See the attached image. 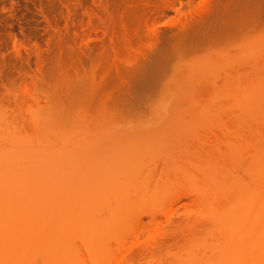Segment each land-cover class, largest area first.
Segmentation results:
<instances>
[{
	"label": "rangeland",
	"instance_id": "rangeland-1",
	"mask_svg": "<svg viewBox=\"0 0 264 264\" xmlns=\"http://www.w3.org/2000/svg\"><path fill=\"white\" fill-rule=\"evenodd\" d=\"M166 1L168 2V0H0V159L4 155L8 158L6 155L10 149V153L13 151L14 154L15 152L14 158L15 155L20 157L19 160L17 157L15 158L11 167L19 170L33 168L34 171H37L43 164L44 169L51 170L49 166L52 168L54 166V156L56 155L53 153L55 150L50 162L44 160L42 156L38 157L43 150L35 152L38 141L47 138L46 140L50 139L52 144L47 145L49 143L47 141L48 143L45 144L47 150L45 151L49 152L51 149L59 148L61 152L59 155H61L62 148H66L71 158L66 152L63 153L65 156H58L66 157L65 160L70 159L69 161L76 168L77 165L80 167L79 164L82 163L81 166H84L82 169H85V172H90L89 169L97 168V166L108 170L110 165H114V172L119 173L118 176L115 178L113 176V179L103 182H111L110 186L115 190L118 189L117 194L107 196L108 193L106 195L102 193V196H99L100 198L105 196V199L108 198L109 202L117 207V219L112 225H119L118 222L122 220L125 222L123 224L125 228H129L128 224L133 225L132 222L138 218L144 223V225L141 222L139 224V227L142 225L144 230L142 232L140 230L142 234L139 232L138 237L134 233L132 234L135 236L127 233L124 239L119 238L123 239L120 247H117V235L120 231H124L122 224H120L121 228L115 225L117 230L112 227L110 228L112 230L106 233L105 239L109 241L110 249L111 246L122 248L125 244L127 251H130L127 253L123 248L128 255L130 254L129 261L126 260L128 255L126 256L125 260L128 263L125 264H187L197 257L198 259L200 257L212 258L213 247L224 242L228 245V254L232 255L236 250V245L241 242V237L246 236L249 231L245 225L243 227L242 219L237 216L235 211L237 209L232 202L234 199L231 201L233 209L226 206L218 208L219 201L225 195L220 200L214 201L213 204L218 209L212 210L211 205L209 206L212 196L215 195L214 189L218 182L212 184H216L214 188H208L207 192L211 197L210 202L207 200L208 204L206 201L201 203L196 201V194L200 192L196 187H203L204 184H201L200 179L193 176L197 175L195 173H198L196 172L198 167L199 169L204 168L201 166L204 165V162L198 166L200 160L199 162L193 161L198 164L196 168H192L191 156H186L189 158L188 162L186 160L181 162L189 163V167L187 164V166L185 164L183 166L195 171V173L192 171L193 176L188 174V178L193 182L190 186L196 191L194 190L195 193L191 192L188 197L177 201L167 213L177 221H186L187 218L194 219L195 223L192 225L194 231L192 230L193 233L189 235L190 231L187 234L184 229V234H181L182 236L180 235L178 239L167 238L165 242L163 241L162 248L145 251L148 245L151 246L157 241L156 239L163 238L162 234L165 231L163 229L171 231L175 226L171 224L172 222L167 224L166 216L163 215L159 218L160 222L164 221L165 224L161 223L164 228L156 223L152 227L153 223L149 224L150 222H148L150 216L140 215V213L143 210H151V206L157 207V205L163 204L170 195L176 194L178 189H184L183 186L180 187L182 182L175 188L178 184L176 182L179 174L174 173L181 169L185 170L182 163L176 162V156L185 151L189 152L187 149H194L202 138L208 136L214 138L215 133H219L221 136L228 133V137L237 136L236 134L244 132L245 129L242 127L251 122H256V125L261 121L260 118L258 119L261 115L255 114L258 117L253 119L254 114L250 113L249 115L252 116L249 117L247 113V117H244L238 109L239 107L236 108L240 105L237 103L245 102L242 97L245 92L239 94L240 97H236V92H238L236 91L234 96L236 99L226 97L230 93L229 90V92L225 90L224 93L222 92L223 89L229 87L227 84L229 80L224 79L228 78V74L232 75L236 71L238 73L240 71L249 72L253 70L251 65H260L262 61L264 62V49L261 50L264 45V16L260 9L261 0H213L211 11L201 19L191 23L188 21V26L185 25L187 19L195 16L208 0H180L181 4L177 3L174 7L167 6L169 3L167 4ZM247 5H254V7L245 10L244 6ZM13 36L19 40V44H14ZM39 67L42 69L41 79L38 78L41 75L38 72ZM232 71L234 72L232 73ZM261 80L263 79H260L257 84H260ZM224 82L226 85H223ZM202 85L204 89L201 88ZM240 85L242 88L244 86L246 90L245 81ZM219 86L221 88L225 86L221 92H219ZM194 90L199 92L194 95ZM199 93H203L200 94L202 95L201 101L207 98L202 105L201 101V103L199 101L196 103V98L200 100L199 96L197 97ZM235 103L237 105L234 108ZM234 116H238L236 119L239 123L241 121L240 125L236 124V127L242 126L241 130L233 126V124L235 125L233 123ZM55 120L57 125L54 124V127H62L65 132L69 131V134L63 131L62 134H58V131L53 129ZM39 121L44 124L38 123ZM40 125H44L42 129L39 127ZM54 131L57 132V137H55ZM65 134L70 137L66 139ZM23 135L30 137H25L28 139L24 140L26 144L20 140ZM59 135L65 139H59ZM231 137L229 139H236ZM229 139L228 143L225 142L228 147L229 143H233ZM192 146L194 147L192 148ZM208 146L210 145L208 144ZM208 146L206 145L207 148ZM212 146L214 144L208 149L213 150ZM231 146L232 149L233 146L235 147L233 151L236 154L238 145L235 146L234 142V145ZM240 146L242 147L243 144L241 143ZM224 147L226 146L223 145L222 148ZM230 149L226 152L230 153L232 151ZM243 149H245L244 146ZM240 151L237 155H233L240 156ZM250 151L245 149L241 152L242 155L244 153L247 154L246 156L248 154L251 156L252 151ZM48 152H45L46 154L43 152V154L47 156ZM35 153L38 154V159L33 161ZM229 153H227V158L234 157ZM239 153L240 155H238ZM25 155L33 156V159ZM58 156L57 158H59ZM246 156H241L242 159L240 157L235 159V161L242 160L238 161L240 165L233 162L240 169L239 172H242L240 174L243 180L244 177L251 178L248 170L244 171L247 167L249 169L250 163V156L247 157L248 159L246 158L247 162L243 163L245 160L243 158ZM25 157L31 158V160L26 161L23 159ZM11 160L14 161L13 158ZM16 160L18 161L16 162ZM52 161L54 163H51ZM84 161L89 164L88 169V165L84 164ZM9 163L11 164L10 161ZM246 163L247 167L244 166ZM45 164H48V168L44 166ZM62 164L64 165L63 162ZM62 164H58V166L61 167ZM0 165L4 168L10 166L7 165V162L4 165L2 162ZM67 166L70 168L69 164ZM231 166L232 168H229ZM231 166L229 165L227 170H233V165L231 164ZM174 167L178 170L173 171ZM95 168L92 171H95ZM241 168L244 172L241 171ZM64 169L67 171V168ZM74 169L73 171L78 168ZM161 169L164 173L168 171L165 174L170 178H167L168 182H166L168 176L163 177L164 173L162 176ZM221 169L223 171V168ZM235 169L238 172L237 168ZM213 170L215 171V169ZM213 170H210L208 176L211 183L213 178H217L214 176L217 173ZM236 171L234 173L237 175L231 171L226 172L229 176H223L224 178H231V176L238 178L237 176L240 174ZM80 172H77L75 177L73 176L74 172L70 171L72 175L66 174L67 178L70 176L69 179H61L58 174L59 177L57 176L56 180L61 182L62 186L64 184L67 187L71 185L69 184L71 182L72 187L81 182L88 184L84 188L88 189L92 180L90 178L92 177L94 180L93 174L90 173L91 177L89 175L84 177V171L80 170ZM48 173L46 172V175ZM182 174L180 176H185L186 170ZM212 176L214 177L212 178ZM185 177L184 179H186ZM46 178L45 182L48 179ZM76 178H78L77 183L74 182ZM42 180L44 182V175ZM180 181L181 178L178 182L180 183ZM226 181L225 184L228 183ZM83 184L82 186H84ZM100 185L105 187V185ZM218 185L220 184L218 183ZM97 186L99 185L97 184ZM190 186L188 188H191ZM78 188L81 190L82 187L78 186L77 189L72 190L75 192ZM204 188L200 189L204 190ZM79 190L78 194L81 192ZM92 192L94 190L88 192L89 195ZM144 192L148 196L150 195L149 197L146 195L148 200L136 195L137 199L134 196L135 200L130 201L127 205V196H132L135 193L140 195ZM61 194H63L62 191H60ZM208 194L205 192L204 197ZM60 195L58 196L61 200ZM76 195L74 193V196L68 195V197L72 199ZM85 198L84 195L82 200ZM220 203L222 204V200ZM153 204L155 205L153 206ZM247 204L245 202V206L241 205L243 207L238 209L250 210L251 204L249 207ZM93 212L94 218L97 212ZM98 215L100 216L99 213ZM228 216L232 218L228 219ZM149 225L152 227V230L149 229L150 234L147 232L148 228H151ZM157 225L161 228H158ZM234 225L235 232L231 233ZM188 227L190 228V226ZM188 227L187 230H189ZM95 228H92L91 234L88 233L87 228L85 233L71 234L70 247L72 245L76 249L79 248V253H83L88 258L84 240L88 236L93 239V233L98 232ZM130 228L132 229V227ZM146 228L147 231H145ZM217 231H219L218 234ZM245 231H247L246 235ZM158 234H161L160 237ZM101 236L104 237V235ZM88 242L86 241V245ZM104 244L106 243L104 242ZM225 244H223L224 247H227ZM131 248L132 250H130ZM74 249L70 250L74 251ZM124 252L120 254L121 257L122 254L126 255ZM123 261L121 259L120 262L124 264ZM232 261L219 260L216 264H228V262L232 264Z\"/></svg>",
	"mask_w": 264,
	"mask_h": 264
},
{
	"label": "bare ground",
	"instance_id": "bare-ground-1",
	"mask_svg": "<svg viewBox=\"0 0 264 264\" xmlns=\"http://www.w3.org/2000/svg\"><path fill=\"white\" fill-rule=\"evenodd\" d=\"M177 3L180 5L181 4L180 0H168L167 6L174 7ZM213 4H214L213 0H208L202 6V8L199 10V12L195 16L190 17L191 21H190V18H188L189 20L187 19L185 25L188 26L187 25L188 21L191 23V22H194L198 19L203 18L205 15H207L211 11ZM13 41H14V44L20 43L19 40L15 36H13ZM85 47H86V45H85ZM263 49H264V45L261 48V50H263ZM263 53H264V50H263ZM261 63L263 64L264 62L262 61ZM262 64H260V65L258 64V65H254V66L251 65L252 68L251 67L250 68L253 70L249 71V72H247V71L241 72L240 71L238 73V71H236V73H234L232 75L226 73L229 76L226 75V76H228V78L225 77L224 79L229 80V81H227V84L229 87L226 86V87H228V88H226L227 89L226 90V89H223L225 86L224 87L222 86V88H221V86H219V92H221L222 89H223L222 92L224 90L225 91L229 90L230 93H228V94L229 95L231 94L232 96L230 97L228 95L226 97H229L232 99H236L234 97L236 93H237L236 97H238L239 94H241V93L243 94V92H245L246 94L244 93L243 94L244 96L241 95L245 102H243V103L241 102L242 104L237 103V104H240L237 107H236L237 104L235 103V105L233 107L234 108L239 107L238 109H240V111L243 113L244 117H247L246 116L247 113H248L249 117H251L254 114L253 119H256L259 115H261V117L260 116L258 117V119L260 118L261 121L259 123H257L258 125L257 124L255 125L256 122H253V123L251 122V123L246 125L247 127L241 126L243 129H245L242 134L238 133V134H236L237 136H232V137L229 136L231 138H236V139H229L228 133L222 134L223 136L219 135V133L218 134L215 133L216 135L214 136V138L212 136H211V138H210V136L205 137L204 139L202 138V140L200 142H198L199 144L197 143L195 145L196 148L194 146H192V148L194 147V149H191V148H190L191 150L187 149V151H189V152L185 151L186 153L184 152V153L178 154L176 156L177 157V161H176L177 163L178 162L182 163L185 160H186V162H188L189 158L186 156H189V157L191 156L190 161H192V162L196 161V160L199 162V160H200L198 166H200L201 162L202 163L204 162L203 163L204 165H201L204 168L199 169V167H198V170L196 171L198 173H195L194 170H191L188 168L190 166L189 163L184 162L181 165L182 166H183V164L188 165V167H186L187 165L183 166V168H185L186 173H187V174H185V176L186 175L187 176L182 177V176H180V174H182V172H185V170L181 169V171H180V170H178V168L174 167L175 170H173V171H176V169L178 170V172L176 171L174 174L178 173L179 175L178 174L177 175L179 177H177V178L179 180L181 178L180 183L178 182L179 180L177 179L176 184L177 183L178 184L175 186V188L178 187L179 184H181V182H182L180 187L183 186L182 188H184L185 190L184 189L181 190V188L179 187L180 189H178V192L176 194H172V195L169 194L170 196L168 195L169 198L166 202H164L161 205H157V207L154 206L155 204H153L154 207L151 206V208H152L151 210H143L140 213V215L147 214L150 216L149 217L150 220L148 222H150L149 224L153 223L152 227H153V225H155L154 223L160 224L162 226L161 223H164V221L160 222L161 221L160 218L163 215L166 216L167 224H169L168 222H170V223L172 222L171 224H173V226L175 225L173 227V229H171L172 232L168 229H163L165 231L167 230L168 232L170 231L171 233L170 232L166 233L165 231H163L164 232L163 233L164 235H163L161 232L162 237H163V238H161L162 242H160L161 239H159V238L156 239L157 241H155V242L153 241L154 244L152 243L151 246L148 245L149 247L147 246L145 251L153 250V249H157V248L158 249L162 248V245H163L162 243H163V241L165 242V240H167V238L168 239H171V238L178 239L181 234L182 235L184 234V229H185V232L187 231L186 232L187 234H188V231H190L189 235L192 234L193 233L192 230L194 231V228L192 229V225L195 223L194 219L192 220V219L187 218L186 221H182V220L177 221V220L171 218L167 212H168L169 208H171L172 205L177 203V201L181 200V198H183V197H188L189 195H191V192H194V190L196 191V189H197V191L198 190L200 191V192L198 191L199 193L196 194V198H195L196 201H198L199 203L206 201V204H208L210 202L209 200H211V197L207 191H209V189L211 187L212 188L215 187L216 184L215 185H212V184H214L215 182L216 183L218 182L222 186L218 185V183H217V186L214 189L215 195L212 196V200H211L209 206L211 205L212 210L213 209L216 210L219 207H225V206L232 208V205H233L232 202H234V206L237 209L235 211L237 212V216L242 219L241 223H242L243 227L246 226V228L249 229L248 234L246 235L247 231H245L244 234L246 236L243 235L245 238L243 236L241 237L242 238L240 240L241 242H239V244L236 245V250L232 253V255L228 254V252H227L228 251L227 250L228 245L225 244V242H224L223 244H225V246H227V247H224L223 244H221V245L219 244L220 246L217 244L218 246L216 245L213 247V249H212L213 257L212 258L203 257L204 258L203 259L202 257H200L201 259L200 258L198 259V257H197V258H193L192 260H190V262L187 264H216L219 260H228V261L233 260L232 264H264V64H263V66H261ZM255 66L258 68H256ZM235 70H238V69H235ZM222 71H223V73L225 72L224 69ZM38 72L41 74L40 76H38V78L41 79L42 78L41 77L42 76V69L40 67L38 68ZM233 72L234 71H232V73ZM240 79H244L242 82L245 81V84H247L246 90H245L244 86H243V88L241 87L240 83H242V82L239 81ZM260 79H263V80H261L262 82H260V84H257ZM222 81H224V80H222ZM229 83H231V85H229ZM223 85H226V83ZM202 87H203V85L201 86V88ZM201 88H199V89H201ZM197 89H195V90H197ZM203 89H204V87H203ZM195 90H194V95L199 92V91L196 92ZM242 90H245V91H242ZM200 91H202V90H200ZM236 91H238V92H236ZM203 93H199V95H197V97L199 96L200 100H198L195 97L197 100L196 103H198V101L199 102L201 101L200 97L202 95H200V94H203ZM224 96H225V94H224ZM204 97L206 98V96H204ZM206 99H202V101H201L202 103L200 102L201 105L203 104V101L205 103ZM243 104H244V106H243ZM230 112L232 113L233 111H230ZM250 113L252 114L251 116L249 115ZM255 114L258 116L256 117ZM235 115H237V114H235ZM238 116H239V114H238ZM238 116H236V117L234 116L235 118L233 117V119H234L233 123H235V125L233 123L232 124L234 127H236V124L240 125V123H241V121L239 123L238 120L236 119ZM254 116H255V118H254ZM239 117H242V115H240ZM242 118L241 119L239 118V119L242 120ZM57 121H58V119H57ZM57 121L56 120L54 121L53 129L55 131L57 130L58 134H62V131L64 133L68 132V134H69V131L65 132L64 129L60 126H59L60 128L54 127V124L57 125ZM255 121H257V120H255ZM236 122H238V123H236ZM38 123L44 124V123H42V121H39ZM252 124H254V125H252ZM248 125H249V127H248ZM42 126H44V125H40L39 127L42 129ZM233 126H228V127H233ZM241 127L237 126L236 128H240V130H241ZM247 128H249V129H247ZM227 129H229V128H227ZM233 130H235V129H233ZM55 131H54V135H55V137H57L56 136L57 132L55 133ZM67 135H66V139H68L70 137V135H68V136ZM25 137L30 138L28 135L27 136L23 135L20 140L21 141H24V140L27 141L28 139ZM58 138L60 139L61 136L59 135ZM46 139L47 138H43V139H40L38 141V143H37L38 147L35 149V152H41L42 150L44 153L48 152V151H45V150H47L46 146L51 145L52 141L50 143V139H49V141ZM63 139H65V138H63ZM228 139L230 141L232 140L233 143L232 142L231 143L233 145H234V142H235V146L238 145V146H236L238 149V152L240 151V149L242 152L245 149L252 151L251 156L248 154V156H250V158H249L250 159L249 169L247 167V163H246V165L244 164V166L247 167L246 169H244L243 164L241 165V166H243L242 168L244 169V171L248 170V173L251 174V178H250L251 180L249 178H246V177H244L245 179L243 180V177L241 176L242 172H239L240 169L237 166V165H240L238 161H240L242 159V157L246 156L247 154H244L245 153V151H244V153L242 155V152L240 151L241 155H240V153L238 154L240 156H237V157L234 156L233 154H235V153H234L233 149L235 147L233 146V149H232V146H231L232 144H230V143H229V147L231 146L233 153L230 154L232 151L230 153L226 152L228 149H230L227 146L228 144L225 145L226 144L225 142H227V143L229 142V141H227ZM42 141L44 143H39ZM24 142L22 143L23 145H24ZM237 142H240V143L238 144ZM241 143L243 144L245 149H243V146L242 147L240 146ZM25 144H26V142H25ZM45 144H47V145H45ZM208 144L210 146H208ZM213 144H214V146H212L213 150L208 149V148H211V145H213ZM43 145H45V146H43ZM199 145H201V146H199ZM206 145L208 146V148L206 147ZM215 145H217V146H215ZM223 145L226 147L222 148ZM63 147H65V146H63ZM227 147H228V149H227ZM238 147H241V148L239 149ZM64 149L62 148L63 152L61 155H64L63 153H65V152H66V154L68 153L66 148H64ZM225 149H227V150H225ZM54 150H55V152L58 151L57 154H55ZM10 151L11 150L9 149L8 150L9 153H7L8 155H6V156H8L11 164L9 163L8 158L4 157L5 156L4 154H2L4 156L3 157L1 156V159H0L1 160L0 164H2V162H3V165H4L7 162V165L8 164L10 165V166H7L6 168H4V167H2V165H0V264H116V262L118 264L121 261V259H122V261L124 259V261H123L124 264L128 263L126 260L129 259L130 254L128 255L127 253H129L130 251L129 250L127 251L125 244L123 245V247L121 246L122 248H117V247H120L119 246L120 244L122 245L123 239L126 237L127 233H129V235L134 233L136 235V237H138L140 230H141V232H142V230H144V228L142 229V227H143L142 225H144V223L141 222L140 218H138L134 222H132L133 219H132V221H130L133 223V225L128 224L129 228H125V226L123 225L125 222L122 220L118 222L119 225H116V224L112 225V223H115L116 219H117V207H114L111 204V202H109L110 200L108 198L105 199V196L102 198H100V197L102 196V193H105V195L108 193L107 196H109L110 194H111L110 196H114L117 194L118 189H116V190L113 189V187L110 186V185H112L111 182H107V183L103 182L104 180L108 181L110 179H113V176H114V178L118 176L119 173H117L116 171L114 172V170H115L113 167L114 165H110L109 167L111 169L108 167L109 168V169L107 168L108 170H104V168H102V167L98 168V166H97V168L94 167L95 171H92L94 168H91V169H89V171L91 170L90 172H85V169L84 170L82 169V167L84 168V166H81L82 165L81 162H80L81 164H79L80 167H78V165H77V168H78L77 169L76 166L71 164L72 162L69 161L70 159L67 158L68 160L66 159L67 160L66 161L65 160L66 157L62 156L63 159H62V157H59V156H61V155H59L61 153L59 148L58 149L54 148L53 150L52 149L49 150V152L47 153V156H45L46 153L43 154V152H42L43 155L42 154L38 155L37 153H35L36 156H34V159H33V156L25 155V156L31 157L33 159V161L38 159V157L40 158L42 156L44 158V160H46V161L48 160L47 162H50L53 159L52 158L53 154L56 155V156H54L55 157L54 160H55V163H57V164L55 165V163L52 161L51 163H54V166H53V168L51 166H49L51 168V170L48 168V166H47L48 164L44 165V166H47L48 169H44L42 167L43 166L42 162H41V164H42L41 168H39L37 171H34L33 168L19 170V169H15L14 167H11V166H12V164H14L15 158L17 157L19 160L20 157L15 155V158H14L15 152L13 154V151H12V153H10ZM238 152H236L235 155H237ZM227 153H229L231 156H234V157L227 158ZM12 154H13V157H12ZM37 155H38V157H37ZM179 155H181V156L178 157ZM57 156L60 159L57 158ZM182 156H185L187 159L185 157L183 158ZM248 156L243 158V160L245 159L243 161V163L247 162L246 160L248 159L247 158ZM28 157H25L23 159H25L26 161H30L31 158L29 159ZM68 157L71 158L70 154ZM239 157L241 159H239L238 161L237 160L235 161V159L239 158ZM4 158H5V160H4ZM10 158L11 159L13 158L14 161H12ZM179 158H181V159L179 160ZM230 158H231V160H230ZM182 159H184V160H182ZM2 160H4V161H2ZM18 160H16V162ZM64 160L67 163H65ZM33 161H32V163H33ZM234 161H235V163L237 162L236 163L237 165L235 163H233ZM62 162L64 163V165L62 164ZM58 164L59 165L62 164L63 165V166H61L62 168L59 167ZM66 164L67 165L69 164V167L72 168V170H70V168H68V166ZM70 164L72 167L70 166ZM84 164L88 165V167L85 165L88 169L89 164H87V161H84ZM192 164L194 165V166L192 165V168H196L197 167L196 165L198 163L193 162ZM208 164H209V167H208ZM225 164H226V166H224ZM231 164L233 165V170L230 169L232 172L230 170H227L229 168H232ZM210 165L214 166L215 168H213V167L211 168ZM229 165L231 167H229ZM173 166H174V164H173ZM235 166H237V167H235ZM59 168H61L63 170L60 169L61 170L60 171ZM64 168H67V171H69V172H67ZM74 168L77 170H75ZM221 168H223V171ZM235 168H237L238 172L236 171ZM242 168H241V171H243ZM73 169L75 171H77L78 173H81L80 170L84 171L85 172V174L83 172L84 177L88 176V175L90 176V173L93 174L95 181L90 176L91 177L90 179L93 180V182H92V180H91V182L94 183V184H92L90 182V184L92 185V187H91V185H89L90 189L89 188L84 189L85 187H87L88 184H83L81 182H78V183H81V184H78L77 183L78 178H76L74 180V182H76L80 188L82 187L81 190H79V188H78V190L81 191L78 194V190L75 192H74V190H72V189H77V187H78L77 184L72 187V182L70 181L71 183H69V184H71V185L69 186L67 184L68 185V187H67L64 184L62 186L61 185L62 183L58 182V180H56L58 174L61 177V179H69L70 176H69V178H67L68 176H66V174H68V175L71 174L70 171L72 173L74 172L73 176L76 177L77 172L73 171ZM213 169H215V171ZM187 170L189 171V173ZM210 170H213L215 173L218 174V176H217V174L214 175L215 177H217V178H215L216 181L213 178L214 176H212V178H213L212 183L210 182V178L208 177L210 174ZM234 170L236 171V173H239V174L241 173L240 175L237 176L238 178H233L234 176H231V178H224L223 175L229 176V174L227 175L226 172H231V173L235 174ZM192 171H194V173L197 174L198 176L195 174H194L195 176H193ZM46 172L47 173L49 172L47 174V175H49L48 177L46 175ZM161 172H162L161 175L163 176L164 172L162 171V169H161ZM214 172H213V174H215ZM166 173H164L163 177L168 176V175L165 176ZM188 174L190 176H193V177L200 179V181H201L200 183L204 184L205 188H204V186L203 187L199 186V187L204 188V190H202L198 187H196V189L191 187L190 185H192L193 182L188 178ZM43 175H44V182L42 180ZM100 175L103 179H99V178H101ZM182 175H184V174H182ZM199 175H200V178H199ZM235 175H237V174H235ZM205 176L208 177L209 179L208 178H207L208 180L205 179L206 178ZM184 177L187 180L184 179ZM45 178L47 179L46 182H45ZM167 178H169V176L166 177V182H168L170 179L169 178L167 180ZM182 178H183V180H186V181L184 182L182 180ZM196 178H194V179L198 180ZM201 178H202V180H201ZM228 179L230 180V183H229ZM246 179H249V180H246ZM203 180H207V181H203ZM226 180L228 181V183L225 184ZM74 182H73V185H74ZM206 182H209V183L205 184ZM58 183H60V184H58ZM82 184L84 186H82ZM97 184L99 186H97ZM100 184L105 185V187H102ZM184 184H188V185L185 186ZM58 186H60L61 188ZM64 186L66 189L64 188ZM189 186L191 188H188ZM98 187L100 190L98 189ZM101 187H102V189H101ZM169 187H171V186H169ZM56 188L57 189L59 188V189L57 190ZM68 189H69V192H68ZM187 189H189V190H187ZM191 189H193V190H191ZM91 190H94V192L90 193V195H89L88 192H90ZM58 191H59V193H58ZM60 191H62L63 194L60 195ZM82 191H83V193H82ZM205 192H206V194H208V195H206V197H204ZM74 193H75V195L77 193V195L74 197L76 199H74V198L71 199L68 197V195L74 196ZM114 193H116V194H114ZM144 193H142L140 195L135 193L132 196L131 195L127 196V198H126L127 205H129L130 201L135 200V198L137 199V196H139V197L142 196V198L143 197L145 198V199L143 198L144 200H148L149 199L148 197L150 195L148 196L147 193H145V194ZM58 195H60L62 197L61 200H60ZM84 195L86 198L82 200ZM229 195H230V197H229ZM134 196H136V197L134 198ZM222 196H224V197H222ZM95 197H97V198H95ZM221 197H222V199H221L222 204L225 203L224 205H222L220 203ZM204 198H206V200H204ZM86 200H87V202H86ZM207 200L209 202H207ZM218 200H220L219 201L220 206L218 205V208H217V207H215V204H213V203H214V201H218ZM225 200H226V202H225ZM252 201H254V202L252 203ZM229 202L232 204L228 206V204H230ZM245 202H246V204L247 203L249 204V205L247 204L248 207L251 204L250 210H244L243 208L238 209L239 207L245 206L244 205ZM74 205L77 207L76 211H75ZM241 205H243V206H241ZM84 207H87V208H84ZM213 207H215V208H213ZM248 207H245V208H248ZM105 209H108V210L105 211ZM93 211L97 212L96 215H94V218H93V213H94ZM104 211L106 212V214ZM87 212H90V213H87ZM98 213L100 214V216L98 215ZM185 216H186V214H185ZM90 218L91 219L93 218V219L91 220ZM227 218L231 219L232 217L228 216ZM88 219H90V220H88ZM140 222L142 224V225H140V227L142 226L141 228L139 227ZM94 223H95V225H94ZM120 224H122L124 231H126V229H127V231H126V233H124V231L119 232L118 235L120 236L122 234V236L119 237L117 235L118 246L116 248H113L111 246V249H110L109 245H108L109 241H107L105 239L106 233L111 231L112 229H110V228H112V227L115 228L116 230H117V228H116L117 226H119L121 228ZM85 225H86L87 229L85 228ZM115 225H116V227H115ZM161 226L160 227L158 226V228H161ZM185 226H187V227L190 226V228L188 227L189 230H187V227H185ZM93 227H96L95 229L98 232L97 233L95 232L96 234L93 233V235H92L93 239L88 238L89 237L88 236L84 240V244H85V247L87 248V253H88V258H86L83 253L82 254L79 253L80 252L79 248L76 249L72 245L70 247V244H69L70 237L72 236L71 234L75 235L76 232L77 233H79V232L85 233V229L88 231V233L91 234V230ZM130 227H132V229ZM149 227H151V226L149 225ZM152 227L151 228L147 227L148 231H147V228L145 231L149 232L148 234H150L151 231L149 229L152 230ZM162 228H164V227L162 226ZM128 229H130L132 232ZM232 230H231V233L235 232V225H234V227H232ZM141 232H140V234H142ZM218 232L219 231H217V234H218ZM134 234H132V235H134ZM161 234H158V236ZM87 235H89V234H87ZM98 235H100V236H98ZM101 235H104V237ZM121 237L123 239H119ZM87 239H90V240H87ZM102 239H103V241H100ZM86 241L87 242L89 241L87 243V245H86ZM104 242L106 244H104ZM103 244H104V247H106V248L103 247L104 250L106 249L105 251L102 248ZM112 248H113V250L116 249V251L118 250L119 252L120 251L121 252L119 253L118 251L117 252L113 251ZM123 248L126 249L127 253H126L125 249H123ZM70 249L71 250L74 249V251H71ZM130 250H132V248ZM122 251L124 253H126V255L123 256L124 254H122V257H121L120 254L123 253ZM126 256H127V259L125 260ZM119 264H122V263L120 262ZM228 264H231V262H228Z\"/></svg>",
	"mask_w": 264,
	"mask_h": 264
},
{
	"label": "snow or ice",
	"instance_id": "snow-or-ice-1",
	"mask_svg": "<svg viewBox=\"0 0 264 264\" xmlns=\"http://www.w3.org/2000/svg\"><path fill=\"white\" fill-rule=\"evenodd\" d=\"M253 7H254V5H247V6H244V9L250 10ZM260 9H261L262 16H264V0H261V2H260ZM165 107H167V105H165Z\"/></svg>",
	"mask_w": 264,
	"mask_h": 264
}]
</instances>
